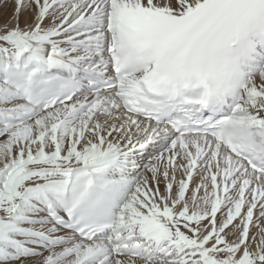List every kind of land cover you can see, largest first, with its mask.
<instances>
[{
    "label": "snow or ice",
    "instance_id": "snow-or-ice-1",
    "mask_svg": "<svg viewBox=\"0 0 264 264\" xmlns=\"http://www.w3.org/2000/svg\"><path fill=\"white\" fill-rule=\"evenodd\" d=\"M11 6L0 264H264V0Z\"/></svg>",
    "mask_w": 264,
    "mask_h": 264
},
{
    "label": "rangeland",
    "instance_id": "rangeland-1",
    "mask_svg": "<svg viewBox=\"0 0 264 264\" xmlns=\"http://www.w3.org/2000/svg\"><path fill=\"white\" fill-rule=\"evenodd\" d=\"M12 14L11 0H9L7 6L0 8V24L7 21L8 17Z\"/></svg>",
    "mask_w": 264,
    "mask_h": 264
}]
</instances>
